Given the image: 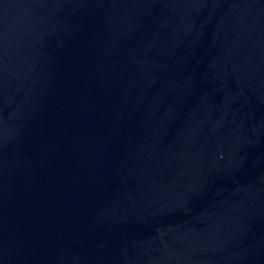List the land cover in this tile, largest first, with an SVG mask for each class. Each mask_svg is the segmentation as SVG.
I'll return each mask as SVG.
<instances>
[{
    "label": "water",
    "instance_id": "obj_1",
    "mask_svg": "<svg viewBox=\"0 0 264 264\" xmlns=\"http://www.w3.org/2000/svg\"><path fill=\"white\" fill-rule=\"evenodd\" d=\"M0 264H264V0H0Z\"/></svg>",
    "mask_w": 264,
    "mask_h": 264
}]
</instances>
